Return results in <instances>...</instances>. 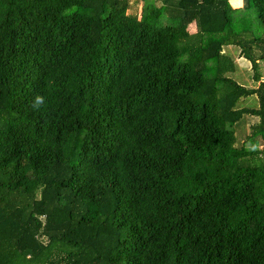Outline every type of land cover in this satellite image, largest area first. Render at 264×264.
Returning a JSON list of instances; mask_svg holds the SVG:
<instances>
[{"label":"trees","instance_id":"16d2710c","mask_svg":"<svg viewBox=\"0 0 264 264\" xmlns=\"http://www.w3.org/2000/svg\"><path fill=\"white\" fill-rule=\"evenodd\" d=\"M261 60L264 0H0V264H264Z\"/></svg>","mask_w":264,"mask_h":264},{"label":"rangeland","instance_id":"374dc122","mask_svg":"<svg viewBox=\"0 0 264 264\" xmlns=\"http://www.w3.org/2000/svg\"><path fill=\"white\" fill-rule=\"evenodd\" d=\"M231 4L234 6L239 5V3L237 1L231 0ZM140 2H137V4L133 3V10L135 9V11L137 12V14L139 13L140 10ZM187 31L188 32H192L194 31V24L191 23L187 26ZM230 48V49H228ZM223 51L228 53L232 59L235 61L236 64V71L232 74V77L236 78V80L240 83L243 84H248L250 86H252L254 83L252 81V70L249 66V64L247 63V61H245L242 58H239L238 55V50L236 49V47L233 46H229V47H225L223 48ZM231 53H234L231 54ZM258 68H259V72L261 73V77L262 79H264V60H261L258 62ZM254 97H248L246 99H243L240 101L241 105H245V106H255V101H254ZM264 139V138H263ZM241 140H243V137L241 138ZM262 142V138H260L259 136L256 137V145H260ZM247 146L250 147V142H246Z\"/></svg>","mask_w":264,"mask_h":264},{"label":"clouds","instance_id":"9594fccd","mask_svg":"<svg viewBox=\"0 0 264 264\" xmlns=\"http://www.w3.org/2000/svg\"><path fill=\"white\" fill-rule=\"evenodd\" d=\"M43 98L39 95H37L33 101L32 107L34 109L38 108L39 104L42 102Z\"/></svg>","mask_w":264,"mask_h":264},{"label":"crops","instance_id":"0c3cea01","mask_svg":"<svg viewBox=\"0 0 264 264\" xmlns=\"http://www.w3.org/2000/svg\"><path fill=\"white\" fill-rule=\"evenodd\" d=\"M234 1H237L238 3H239V5H237V6H234V5H232L231 4V0H229V3H230V5L232 6V7H234V8H238V7H240L241 6V0H234ZM229 47V46H228ZM228 49H230V48H228ZM238 50V49H237ZM231 54H233L234 55V53H231ZM238 55H239V51H238ZM232 56V55H231ZM233 57V56H232ZM231 57V58H232ZM239 58H242V57H240L239 56ZM242 59H244V58H242ZM245 60V59H244ZM246 61V60H245ZM235 62V61H234ZM248 63V62H247ZM249 64V63H248ZM236 65V64H235ZM237 68V67H236ZM236 71V70H235ZM260 73V72H259ZM261 74V73H260Z\"/></svg>","mask_w":264,"mask_h":264}]
</instances>
